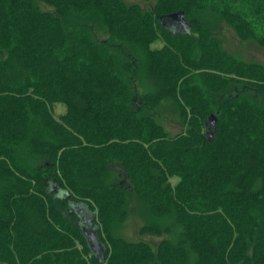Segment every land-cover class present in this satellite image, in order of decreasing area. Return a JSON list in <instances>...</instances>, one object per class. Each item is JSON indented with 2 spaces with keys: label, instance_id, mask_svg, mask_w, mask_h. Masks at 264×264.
<instances>
[{
  "label": "trees",
  "instance_id": "obj_1",
  "mask_svg": "<svg viewBox=\"0 0 264 264\" xmlns=\"http://www.w3.org/2000/svg\"><path fill=\"white\" fill-rule=\"evenodd\" d=\"M144 1L0 0V264H264V0Z\"/></svg>",
  "mask_w": 264,
  "mask_h": 264
},
{
  "label": "rangeland",
  "instance_id": "obj_2",
  "mask_svg": "<svg viewBox=\"0 0 264 264\" xmlns=\"http://www.w3.org/2000/svg\"><path fill=\"white\" fill-rule=\"evenodd\" d=\"M126 4H138L145 10L149 8L152 3H147L144 0H123ZM213 35L220 41L223 50L238 60L249 63H257L264 66V47H261L254 41H242L235 30L228 26L227 23L221 22L212 31ZM161 46V43L156 45ZM66 108L64 105H57V114L64 113ZM153 117L164 126V128L172 135H176L183 130L182 119L179 111L174 104L170 102L163 103L150 112ZM117 165V164H116ZM118 166V165H117ZM118 167H115L112 172V177L115 180H124L119 176ZM147 207L131 196L128 203V217L125 223L119 225L115 229V235L129 241L136 243L139 241H146L154 246L162 240V238L154 236H140V228L147 224Z\"/></svg>",
  "mask_w": 264,
  "mask_h": 264
},
{
  "label": "water",
  "instance_id": "obj_3",
  "mask_svg": "<svg viewBox=\"0 0 264 264\" xmlns=\"http://www.w3.org/2000/svg\"><path fill=\"white\" fill-rule=\"evenodd\" d=\"M170 19H173L174 21H177L179 24H181L182 31H185L189 27L188 21L185 19V14L182 13H176L169 16ZM89 241L92 243V249L95 251L97 255H101V252L98 250V240L95 236L90 237Z\"/></svg>",
  "mask_w": 264,
  "mask_h": 264
}]
</instances>
